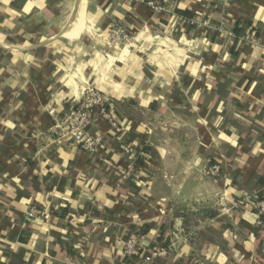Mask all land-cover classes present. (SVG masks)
Segmentation results:
<instances>
[{
  "label": "crops",
  "instance_id": "obj_1",
  "mask_svg": "<svg viewBox=\"0 0 264 264\" xmlns=\"http://www.w3.org/2000/svg\"><path fill=\"white\" fill-rule=\"evenodd\" d=\"M152 1L164 10L84 0L74 25L76 0H0V264H144L135 253L159 247L145 264H264V223L236 205L264 195V0ZM117 27L151 56L103 51L112 60L80 87L64 82L59 38L40 45ZM89 81L122 130L92 113L93 152L50 135L54 103L71 107Z\"/></svg>",
  "mask_w": 264,
  "mask_h": 264
},
{
  "label": "rangeland",
  "instance_id": "obj_2",
  "mask_svg": "<svg viewBox=\"0 0 264 264\" xmlns=\"http://www.w3.org/2000/svg\"><path fill=\"white\" fill-rule=\"evenodd\" d=\"M140 35H144V33H140ZM85 36L86 37L84 38H78L73 40H64V37H60L59 40L54 41L53 45L61 47L58 59H60L59 69L62 70L61 74L64 73L65 75L64 82L66 80H75L78 83L79 87L83 85L84 81H86L87 75L90 74L91 68L93 66L96 68L98 63L99 65H101V63H107L108 61L112 60L111 57L108 58L106 56V59H104L102 54L103 51L105 53H110L113 50L121 51L122 49H124V51L127 52L130 49L139 48L142 51L143 55L147 56L146 54H149L151 56L150 51L145 49L144 45L146 44V42H143V38H140V40L138 39L137 41L136 38L134 39L129 36L126 40L120 42L113 40L110 33L108 34V36L105 35V38L91 33ZM70 81L69 83H71ZM90 81L88 83L89 85L84 88L83 95H81L79 98L80 100L74 101L71 107L64 106L63 102H66L64 100L54 103V105L56 104L55 107H57V109H60L62 113L61 116L57 112L56 114L54 112L52 113V118L54 121L50 130V135H52V139L54 141H66L71 142L73 145H78L75 141V137L78 132L82 131V134L85 138L90 137V139L95 140L94 145L100 144L98 137H94L93 135L87 133V131L85 130L86 125L90 121V117L88 121L78 124V126H75L74 128H72V126L71 128L67 127V121L71 119L70 112L77 111L80 103H87L91 101V93H97L96 89L90 85ZM110 102L111 104H113L112 101ZM50 111H53L52 107H50ZM110 125L116 129L118 134L121 133L120 131L122 130H120L119 124L117 122L114 121V124L110 123ZM124 139L125 138H122L121 140ZM131 233L132 234L128 233L126 238L122 241V252L124 249V242L128 238L133 237V231H131Z\"/></svg>",
  "mask_w": 264,
  "mask_h": 264
},
{
  "label": "built area",
  "instance_id": "obj_3",
  "mask_svg": "<svg viewBox=\"0 0 264 264\" xmlns=\"http://www.w3.org/2000/svg\"><path fill=\"white\" fill-rule=\"evenodd\" d=\"M136 1V0H135ZM144 2L148 7L155 11H163L164 6L160 3H157L152 0H137ZM214 3L224 6L227 3H229L232 0H212ZM109 33L111 34V37L113 40L116 41H124L127 39V35L123 33V30L120 28H111ZM92 98L91 101L85 103L82 102L79 104V108L77 111H71V119L67 121V127L72 126L74 128L75 126H78V124H81L85 121H88L89 117H91V113H97L99 116H101L103 119L108 120L111 124H114L113 120V109L111 102L107 103L106 101L101 98V96L98 93H91ZM90 108V109H89ZM75 141L77 142L78 146L86 151H93L96 147L94 145L95 140L90 139V137L85 138L81 132H78V134L75 137ZM135 166L133 163V160H129L126 164L125 170H124V178H128L129 176L134 174ZM206 172L217 178L221 175V167L217 163H210L206 167ZM243 195L240 198V200L236 203L237 206H240L244 203H250L253 210L261 217L264 218V195L262 199H256L255 196L249 195L247 192H242ZM26 216L28 218H33L36 216H41L44 219H47L49 217V212L47 210L41 209L40 207H31L27 210ZM260 221H257L256 224H259ZM137 247V239L135 237L128 238L124 242V249L123 253L124 255H132L135 253V249ZM165 247H159V248H149L145 252H143V255L141 257L142 262L148 263L152 260H154L158 255L163 253L165 251Z\"/></svg>",
  "mask_w": 264,
  "mask_h": 264
},
{
  "label": "trees",
  "instance_id": "obj_4",
  "mask_svg": "<svg viewBox=\"0 0 264 264\" xmlns=\"http://www.w3.org/2000/svg\"><path fill=\"white\" fill-rule=\"evenodd\" d=\"M181 12V14L183 15V16H187L188 18L190 17V13H187V12H183V11H180ZM236 31V30H235ZM237 32V31H236ZM146 150H148L147 149V147H142V148H139V149H135V150H132L131 151V153H130V155H132V157L133 156H136V163H140V162H144L143 161V156H145V151ZM256 197V199H262V197H263V194H260V195H256L255 196ZM251 205V204H250ZM257 221H260V223H259V225H261L262 223H264V218L263 217H261V216H257V219H256V222ZM135 255L136 256H141L142 257V255H143V249H139L136 253H135Z\"/></svg>",
  "mask_w": 264,
  "mask_h": 264
},
{
  "label": "water",
  "instance_id": "obj_5",
  "mask_svg": "<svg viewBox=\"0 0 264 264\" xmlns=\"http://www.w3.org/2000/svg\"><path fill=\"white\" fill-rule=\"evenodd\" d=\"M79 1H80V0H76L75 6H74V11H73V14H72L71 19H70V22H69L70 24H72L73 21H74V19H75V15H76V11H77V9H78ZM60 37H63V33H57V34H55V35L49 37L48 39H46V40H44L42 43H40V45H42V44H46V43H48L49 41L55 40V39L60 38Z\"/></svg>",
  "mask_w": 264,
  "mask_h": 264
},
{
  "label": "bare ground",
  "instance_id": "obj_6",
  "mask_svg": "<svg viewBox=\"0 0 264 264\" xmlns=\"http://www.w3.org/2000/svg\"><path fill=\"white\" fill-rule=\"evenodd\" d=\"M83 4H84V0H80L79 4H78V9H77V12H76V19H75L74 25H77V24L80 23L81 14H82V12L84 13V11L82 10V7L84 9Z\"/></svg>",
  "mask_w": 264,
  "mask_h": 264
}]
</instances>
